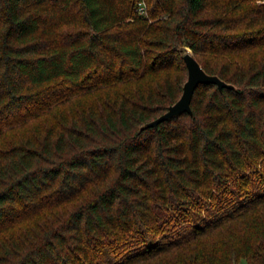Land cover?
Returning <instances> with one entry per match:
<instances>
[{"label":"trees","instance_id":"obj_1","mask_svg":"<svg viewBox=\"0 0 264 264\" xmlns=\"http://www.w3.org/2000/svg\"><path fill=\"white\" fill-rule=\"evenodd\" d=\"M189 48L234 87L143 127ZM242 258L264 264V0H0V264Z\"/></svg>","mask_w":264,"mask_h":264},{"label":"water","instance_id":"obj_2","mask_svg":"<svg viewBox=\"0 0 264 264\" xmlns=\"http://www.w3.org/2000/svg\"><path fill=\"white\" fill-rule=\"evenodd\" d=\"M184 59L188 67V78L185 82L182 96L177 102L171 104L166 112L143 127H157L161 122L171 120L185 112L193 114L192 99L196 89L202 84H217L219 88L234 87V85L226 82L218 75L208 73L190 48L184 54Z\"/></svg>","mask_w":264,"mask_h":264},{"label":"built area","instance_id":"obj_3","mask_svg":"<svg viewBox=\"0 0 264 264\" xmlns=\"http://www.w3.org/2000/svg\"><path fill=\"white\" fill-rule=\"evenodd\" d=\"M139 11L141 13H146V5L144 3H140V5H139Z\"/></svg>","mask_w":264,"mask_h":264},{"label":"rangeland","instance_id":"obj_4","mask_svg":"<svg viewBox=\"0 0 264 264\" xmlns=\"http://www.w3.org/2000/svg\"><path fill=\"white\" fill-rule=\"evenodd\" d=\"M238 264H249L246 258H242Z\"/></svg>","mask_w":264,"mask_h":264}]
</instances>
